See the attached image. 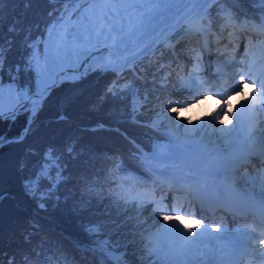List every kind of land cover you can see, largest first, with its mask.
Returning a JSON list of instances; mask_svg holds the SVG:
<instances>
[{
    "label": "trees",
    "instance_id": "16d2710c",
    "mask_svg": "<svg viewBox=\"0 0 264 264\" xmlns=\"http://www.w3.org/2000/svg\"><path fill=\"white\" fill-rule=\"evenodd\" d=\"M63 3L61 0H30L29 6H26L25 0H6L0 12V38L6 50L3 70L0 72L3 82L13 81L12 78L15 77L21 86L33 85L34 71H25L23 67L19 73L16 71L17 66L27 59L28 50L22 40V29L31 25L34 38L42 35L46 25L57 17ZM243 4L259 11L258 4ZM219 7L222 5H212V18L217 16L216 9ZM228 7L231 8L232 5ZM17 20V32H9V27ZM220 23L221 21L215 20V26L208 36L220 32ZM201 35L205 38V35L199 32L189 37L182 35V38L174 43L175 48L188 55L191 48H198ZM9 41H12L11 45ZM157 51L159 58H153L151 61L145 60L146 57L137 58L129 66L123 67L119 74L111 71L101 73L92 70L96 67H89L87 73L80 75L82 79L79 81L73 79L59 83L52 88L43 110L39 113L40 130L29 137L24 146L6 143L0 147V191L6 197L0 201V259L4 264H8L13 258L16 264H23L25 257L32 260L45 259V264H62L60 258L63 254L68 256L69 264H96L97 256L75 247L76 242L91 247L92 240L101 238L90 237L84 231L83 225L90 221L106 222L104 232L107 233L115 224H121L110 198L115 196V192L121 191V185L125 192L124 189L129 186V173L150 175L146 166L133 157L136 148L130 140L135 141V145H139L144 152L152 149L150 137L152 134L159 137V134L150 126L151 112L167 95L161 85L171 84L170 86L176 87L181 83L171 76L175 69L168 67L175 62L170 48L161 47V50L159 48ZM161 63L166 67L157 71ZM166 73H171L169 77H173L172 80L162 79ZM114 80L118 81L117 88L124 85L133 87L122 93L119 101L112 102L109 97V102L93 108ZM77 90L80 93L78 99L65 109L68 121L45 127L48 121L54 120L59 111V102ZM145 94L148 95L147 101L143 99ZM134 100L138 107L135 119L131 114ZM27 118V112H21L14 121H0V135L16 136L24 127ZM69 136L79 139L77 150L83 148L86 154L75 161H69L65 175L70 176V179L60 185V204H55L53 199L46 202L47 211L40 210L37 208L38 201L25 195L23 183L34 170H38V165L42 162L41 156L25 157L24 147L32 145L42 154L44 145H62ZM24 159L27 160V167L21 172L19 163ZM64 159L69 160L67 156ZM116 159L124 161L127 165L126 171L117 172ZM47 186L48 181H42L41 191ZM68 192L72 193V199L65 204L64 194ZM88 200L91 201V207L87 213L73 212L74 203ZM32 225L36 227L33 228ZM33 232L35 235L31 237V241H27L25 236ZM111 240L120 241L121 244L130 240L127 236V226L122 225L119 231L111 236ZM42 245L45 252L38 257ZM130 247L128 244L126 249L130 250ZM130 257L135 263L132 261L129 264L144 263L134 253H131ZM121 264L125 262L121 261Z\"/></svg>",
    "mask_w": 264,
    "mask_h": 264
},
{
    "label": "snow or ice",
    "instance_id": "6c2138e0",
    "mask_svg": "<svg viewBox=\"0 0 264 264\" xmlns=\"http://www.w3.org/2000/svg\"><path fill=\"white\" fill-rule=\"evenodd\" d=\"M66 4L80 5V0H61ZM89 7L84 8L79 6L74 10L71 8H65L60 11V22L57 25H52L46 27V35H38L35 38L32 36V26L29 25L22 29L23 31V43L25 48L28 50L27 59L22 65H18L16 68L17 73L21 70V67L25 71H34L36 78L38 80V91L33 92L31 87H24L19 84V81L13 77V83L9 85V92H15L16 101L11 104L4 111L2 103H0V121L5 119L15 120V118L21 112H27L28 118L25 122L22 130L13 137H7L5 135H0V147H3L6 143L9 145H25V142L29 137L37 133L41 128V122L39 121V113L43 110L44 104L51 94L52 88L56 86L57 83H63L62 79H58L61 73L55 71V69L68 57H70L74 52L82 53L89 46H99L104 44L109 52V56L113 52L119 53L122 51L139 48L141 44L144 43L145 38L151 32H155V28L152 27L154 22L162 15L173 10L172 6L177 3V0H84ZM180 5H183L181 12L182 20H189L191 22H198L200 25L201 34L207 35L211 34V30L215 26V20L221 21L220 32L221 34L227 30L229 26L235 28L239 26H254L261 30H264V0H178ZM6 0H0V12L3 10V6ZM243 3L248 4H258L260 6L259 11L262 15L259 17V23L252 25L249 20H240L237 13L241 11L237 6ZM30 0H25V5L29 6ZM206 4L211 5H222L216 9L217 16L212 18L210 15V9L204 7ZM232 5V7H228ZM51 15V14H50ZM75 18V19H74ZM17 20L9 27V32H17L16 24ZM180 21H177L179 24ZM171 27H176L172 25ZM163 35V33H161ZM110 42V43H109ZM11 45L12 41L8 42ZM154 41H149L143 49H141L136 55L143 56L149 49L152 48ZM42 46V47H41ZM173 51V55L178 57V53L175 51V45H170ZM153 54H155V49ZM5 45L0 38V72L3 70L4 60H5ZM97 59L103 60L100 53L95 54ZM136 55L132 59L136 58ZM163 54H161V58ZM200 56L197 54L195 62L193 63V68L188 73V79L182 80V87L191 84L192 77L199 74L200 69ZM95 63V61H94ZM128 60L123 61L113 60L111 58L104 60L99 64V68H93V71H99L101 73L107 72H117L122 69ZM159 63V60L157 61ZM89 65L85 68V73H87ZM166 67L164 64H159L157 71ZM171 67V65H168ZM11 74V69H10ZM238 82L235 86H227L224 92L216 91L215 86H211L205 91L214 96L221 97V102L212 109L211 113H208L207 117L197 116L196 121H202L207 118H214L220 124H224L225 121L221 118L220 113L223 112L225 116L231 117L228 124L235 126V120L239 109L245 106V103H253V111L264 110V78H255L250 75V72H239ZM170 73H166L162 79L167 81ZM82 79L81 76L77 75L75 77L76 81ZM249 80L251 83L249 84ZM118 81H113L110 83L104 93L99 97L96 104L93 105L95 108L97 105H103L109 102V97H111L112 102L119 101L121 99V94L131 89L132 85H124L122 88H117ZM245 86L251 89V91H245ZM161 87H165L164 84ZM2 89L3 80L0 79V99H2ZM227 91L239 93L240 99L236 101L235 104L230 102V98H224ZM189 92L192 89L189 88ZM80 93L79 91H74L71 95L64 97L59 102V111L57 112L54 120L47 122L48 125L53 123L60 124L68 121V116L65 109L76 102ZM194 99V96L190 97ZM210 97H203L204 100ZM144 101H147L148 95L145 94L143 97ZM200 103L199 100L196 101ZM172 102L169 101V111L174 114V117H167L168 119H175L176 128L180 129L184 127L186 131H194L196 122L192 120V117L187 116V109H181L179 107H172ZM192 105L189 104L190 108ZM138 111V107L133 101L132 105V116L135 119V114ZM206 111V110H205ZM188 124H184V121ZM188 125H193V128H188ZM152 126H155V122ZM203 127V124H199ZM102 127V126H101ZM229 129L221 128L219 131L226 132ZM215 131V129H214ZM179 136H176L174 140H170L167 146L154 145L151 155L144 153L143 149L139 145H135V141L130 140V143L136 148L133 153V157L140 161V163L153 172H160L161 175H165L164 172L160 171L155 164L162 163L166 160L172 159L175 153L176 145L179 143ZM261 142L264 143V130L261 134ZM79 144V139L69 136L67 140L62 144L58 145L56 143H48L44 145L42 154L37 152V150L32 145H26L24 147L25 157L27 156H41V163L38 165V170H34L33 174H30L23 183V189L26 196L30 197L32 200L38 201L37 208L40 210L47 211L48 201H53L55 204L59 205L61 201V196L59 194L60 185L64 184L70 179V176H66L65 173L68 171L69 161H75L81 156H84L85 150L80 148L77 150V145ZM68 157L69 160L66 161L64 158ZM146 161H152L153 163H145ZM27 167V160H21L19 163V169L21 172ZM115 167L117 172L126 171L127 165L122 159L115 160ZM53 172H55V178L53 179ZM42 181H48V186L45 190L41 191ZM174 187L175 185H171ZM177 191H180L177 189ZM116 201L113 206L119 203L121 198H124V210L135 203L138 199L136 196H130L126 194L121 185V191L115 192ZM5 195L0 191V201L5 199ZM188 196L185 194L183 199H187ZM72 199V193L68 192L64 194V203ZM164 198L161 197L160 200H154L153 203L157 204V207L153 209L154 214L159 215L163 223L159 224V228L154 234L155 239L159 241L163 238L164 234L173 228L181 232L188 239V243H195L196 238L201 236L207 231L208 225L204 219H195V213H190L186 216L168 215L166 213L174 211L180 213L183 210V205L181 203L182 198L177 195L173 197V204L169 207L163 203ZM261 209V224H264V183L261 184V200L259 201ZM91 201H81L79 203L73 204V212L76 214L87 213L90 210ZM143 204L137 207V212L143 211ZM109 215L111 213H108ZM194 219L195 224L191 225L186 223L187 219ZM130 219V218H128ZM127 223V219L122 221L121 224H115L110 232H104L106 227V222L101 221H90L83 225L84 231L90 237H107L104 239H94L91 242V247L87 245H81L76 242L75 247L78 250L84 252H90L92 255L97 256L96 264H121V256L126 253H121V247L127 248L130 240L121 244L120 241L113 242L111 236L119 231V228ZM159 223V221H158ZM33 228L36 225H32ZM213 229L223 230L222 225H211ZM195 229H201V231H196ZM145 231H148L147 229ZM254 231V230H253ZM138 233L133 231L131 233L132 238H134ZM264 234V233H262ZM35 233H29L25 236L27 241H31V237ZM142 236V234H140ZM151 240V237H150ZM259 245L262 246L261 253L264 256V239L259 240ZM42 251L38 253V257L42 256L45 252L43 245L41 246ZM155 251V249L153 250ZM151 254V253H150ZM62 264H69V259L66 254H63L60 258ZM0 264H4V261L0 259ZM8 264H16L15 259H10ZM23 264H45V259L38 258L32 260L29 257H25Z\"/></svg>",
    "mask_w": 264,
    "mask_h": 264
},
{
    "label": "rangeland",
    "instance_id": "374dc122",
    "mask_svg": "<svg viewBox=\"0 0 264 264\" xmlns=\"http://www.w3.org/2000/svg\"><path fill=\"white\" fill-rule=\"evenodd\" d=\"M83 5H87L84 2V0H80V5H75V4L69 5V4L63 3V7L59 10L57 17L55 19L51 20L46 25V27L55 25V23L58 20H60V11L61 10L65 9V8H71L74 10L75 8H77L79 6H83ZM209 6H211V4H208V6H207V4L204 5L205 8L209 7ZM240 7H242V6H240ZM238 14L237 15L240 16V20H245V19L249 20V19L253 18V15H254L253 13H247L246 15H243V16L241 13H238ZM254 24H258V23L254 22ZM46 27H45L44 33L42 35L47 34L46 33ZM195 28H198L197 33L198 32L201 33L199 23L197 24V26ZM243 28H244L245 36H248L247 34L249 33V31L252 32L250 25L244 26ZM234 29L235 28H233L230 31V33H228V31H225L224 34L223 33L221 34V32L216 33V34H218V36L217 37H214L213 35L210 36L211 40H209L210 38L206 39L201 35L203 37L202 44H204V45L201 44L202 45L201 49L206 48L207 46H210L212 44H218V46L220 45L214 51H212V49H211L212 47L210 48L211 51H210L209 55H211L212 59L215 60V62H212V64H211L212 68H214V69L211 70L210 74H207V76L205 78L206 80H204V82H203V79L202 80L200 79L199 81L197 80L196 84H194L193 86L188 84V85H185L183 87L180 83L179 84L180 86H176V88H171L170 87L171 84H165L164 88L167 89V91H166L167 95L164 98H162L160 105L151 112L152 116H151V119L149 121L150 126L152 127L153 131H155L156 134H159V137H157L155 134H152V136L150 137L152 139L150 141L152 142L153 146L156 144H169L170 140H174L176 136H179V138H180V140H179L180 144L179 145L187 144L186 143L187 140H189L191 138L193 140L197 139V137L199 136V133H202V136L204 139V142H203L204 145L203 146H205V147L214 146L215 144H218V143L223 144V146H227V145H230L232 143L234 135H237V137L238 136H240V137L244 136L245 130H243L242 133L241 132L239 133V131H237V129H236L237 125H235L233 127L232 125L228 124L230 117L225 116L223 114V112L220 113V116L225 121L224 124H220L214 118H207V119L199 121V122L196 121L197 116L207 117L208 113H211L212 109L215 108L216 105L221 102V97L214 96L213 94H210L207 91H205V89H207L209 85L210 86H213V85L216 86V84H219L222 86L224 79L222 77L221 78L219 77V73L223 72L224 67H228L232 64V62L236 61V57L234 56L233 52L228 51V54L224 55L223 51H225V50L223 48H221L223 41L230 38ZM183 30H187V29H185V24H183V26L180 24L176 25V27H174V29L169 31L166 35L160 37L154 43L152 48L149 49L143 56H146L147 59H149L151 57H154L155 54L158 55L157 50L159 49V47L171 48L170 45H174V42H173L174 37L179 32H182ZM256 30H258L259 35H262L258 38L260 40L254 41V39L251 38V42L249 43V39L245 38L244 42L246 45H250L249 47L252 49V52L255 55V62H259V61L264 60V30H262V32H260L261 29L258 27H256ZM237 35L243 36V30H242L241 34H237ZM152 49H155V54H153ZM175 51H177V53H178V50L175 49ZM202 53H203V50H201L199 53L201 61H202ZM171 55H173V51H172ZM205 56H206V54H205ZM243 56L247 57L246 54H243ZM140 57H141L140 55H136L135 59H132V58L127 59L128 63L124 67L129 66L132 62H134L137 58H140ZM245 57L242 60H240V62H239L242 65L241 69L236 64H234L232 66V70L230 72V74L233 75L231 78L232 83L238 82L239 76L237 74L239 73L240 70H243V68H244L243 66H244ZM194 62H195V59H193L190 62H187L186 66H191L190 68H188L189 71L193 68ZM217 65L222 66L221 72H220V69H218V70L215 69V67ZM96 68H99V66ZM188 73L189 72L184 73L183 75L176 77V78H178V80H176V81L181 82L182 80H187L188 79ZM200 73H201V71H200ZM35 78H36V74L34 72L33 85L31 86L32 91L36 87V83H35L36 79ZM7 82H3V84H5ZM11 82L13 83V81H11ZM149 85H151V84L149 83ZM197 86L201 87L202 90H199L200 92H198V93L191 94V96L195 97L194 99H191L189 97L183 98V97H180V95L178 94L179 91L180 92H186L189 90V88H193V87H197ZM24 87H28V86H24ZM177 88L179 90H177ZM171 89H175L176 92L170 91ZM203 97H210V98L207 100H204ZM224 98H231V96H230V94H225ZM197 100H199L200 103H197L196 102ZM169 101L172 102V104H171L172 107H179L182 110L187 109L186 115L192 117V120L194 122H196V126H195L194 131H186V129L184 127L177 129L175 119L173 118L170 120L167 118V117H174V114L169 111ZM189 104L192 105L190 108L188 107ZM154 122H155V126H152ZM184 124L187 125L188 122L185 120ZM199 124H203V127H200ZM257 125H259V126H257ZM226 127L229 129L228 131H226V132L219 131V129L226 128ZM261 127H262V125H260V121L258 120V124H256L255 130L259 131L261 129ZM188 128H193V125H188ZM214 129H215V131H214ZM152 149H153V147H152ZM184 151L189 152V149H185ZM190 151H191V149H190ZM184 155H186V154H184ZM250 167H252V165H250ZM253 167H255V166H253ZM243 168L246 169L244 171V174L246 176L245 177L246 181L243 182V177H241V176L244 174L241 175V172L240 173L238 172L236 174L237 180L241 181L242 183H245L246 186L247 185H255L256 182L262 181V178H257L256 176L252 177L253 173L247 167L244 166ZM149 170L152 171L151 169H149ZM248 172H250V173H248ZM152 174H154V173L152 172ZM128 178H129V186L124 189L125 193L130 195V196H136V197H138V199L135 201V203L130 205L126 211L124 210V204H125L124 198H121L119 200V203L116 204V206H114L116 213H117L116 216H118V218L121 219V222L127 219V223L123 224V225L127 226V236L130 238V241H131L129 243V245H131L130 250L121 247L120 252L126 253V254L121 256V261L125 262V264H129L130 262L134 261V259L132 257H130L131 253H134L135 256L139 260L144 261L143 264H181L182 261H192L193 262L194 259L197 257L196 255H194L195 252H193L192 258L184 256L182 246L178 241L179 239L175 235V233L172 231V229L168 230L164 234L163 238L160 239L159 241H157L155 239L154 234L156 233L157 229L159 228V224L163 223V221L161 220L159 215L154 214V212H153V209L155 207H157V204H155V203L153 204L152 200L149 198L148 193H147V191H149L148 187L145 188V187L138 185V182H140L144 179H142V180L138 179L137 175L134 173H132V174L129 173ZM153 178L154 177L151 175V177L148 179L151 181ZM135 180L137 182L136 184L134 183ZM132 183L135 185H133ZM110 200H112L113 203H115L116 196L111 197ZM140 204H143V206H144L143 211L137 212V207ZM164 204H166L170 207L172 203L166 201ZM181 212L186 213L183 210ZM172 213H175V212L170 211L169 213H166V214L172 215ZM128 218H130V219H128ZM158 221H159V223H158ZM186 223H188V222H186ZM146 229L148 231H145ZM133 231L138 233L134 238H132V236H131V233ZM140 234H142V236ZM150 237H151V240H150ZM104 238H107V237H101L98 239H104ZM154 249H155V251H153ZM133 263H135V261ZM139 264H140V262H139Z\"/></svg>",
    "mask_w": 264,
    "mask_h": 264
},
{
    "label": "bare ground",
    "instance_id": "6f19581e",
    "mask_svg": "<svg viewBox=\"0 0 264 264\" xmlns=\"http://www.w3.org/2000/svg\"><path fill=\"white\" fill-rule=\"evenodd\" d=\"M84 8L89 7V5H83ZM208 6V4H207ZM173 10L166 13L165 15L160 16L153 24L152 27L155 28V32H151L150 34L145 38V41L143 44H141L139 46V48L136 49H130V50H126V51H122L119 53L113 52L111 54V57L109 56V52L106 49L105 45L102 43L99 46H89L87 47L82 53H73L70 57H68L67 59H65L56 69L55 71L58 73H61L60 78H72L77 76L80 72H82L86 67H88L89 65L93 66L95 64H100L101 62H103L104 60H107L109 58L113 59V60H119V61H123L125 59H129L132 58V56L136 55V53H138L141 49H143L145 47V45L149 42V41H154V43L162 36L166 35L169 31H171L172 29H174V27H171L172 25H178L177 21H180V25L183 26V24H185V29L187 30H183L181 34H177L174 39L173 42L175 43L177 41V39L182 38V35H185L187 37H189L190 35H194L197 33L198 28H195L198 24V22H191L189 20H182L181 16H182V12L181 9L183 8V5H180L178 0L177 3L175 5L172 6ZM244 14V13H243ZM60 20H58L55 25L59 24ZM53 24V23H52ZM51 25V24H50ZM233 29V27L229 26L227 28L228 33H230V31ZM224 31V32H225ZM223 32V34H224ZM161 33H163V35H161ZM242 33V27L241 26H237L235 27V29L233 30L230 38H228L227 40L223 41V44L221 45V48H223L225 50V54L227 53V51L229 52H234L235 55H238L237 58L240 59V57L242 56V42H243V38H244V33L243 36H238L237 34H241ZM110 43V42H109ZM154 43L152 44V46L154 45ZM199 42L198 45V49H201V46L204 45ZM220 46V45H219ZM219 46L217 45H210L207 46L204 49V52L207 53V55L209 56V60L206 61L208 64L207 70H206V66H205V62L202 61L200 59L199 63H200V69H199V74L195 75L192 77V83L190 85H194L196 84L197 80L199 81L200 79L206 80V76L208 72H211V70H213L214 68H212V62H215L214 59H212L210 54V48L212 49V51H214L216 48H218ZM163 48V47H162ZM203 49V48H202ZM161 50V47H160ZM100 53L103 60L101 59H97V56L95 54ZM174 56V55H173ZM180 56V54L178 55ZM197 56V55H196ZM196 56H191L188 55L186 61H182L178 58H176L179 62H180V68L175 70L174 74H171V76L173 77H178L183 75L184 73L189 72L188 68H190L191 66H186L187 62L192 61L193 59L196 58ZM142 57V56H141ZM146 57V56H143ZM153 58H159V55H154V57H151L148 61L153 60ZM250 59H252L250 57ZM95 61V63H94ZM250 61V66L255 69V71L259 74H261L262 76H264V60L259 61V62H254L253 60H249ZM191 65V64H190ZM216 70L220 69V66H216L215 67ZM201 71V73H200ZM173 77H169L168 80H172L171 78ZM228 78V77H226ZM36 79V86L38 87V80ZM224 79V78H223ZM226 85H224L225 87H227L230 84L229 80L225 81ZM12 84V82H7L5 84H3V89H2V99H0V103H2L3 105V109H8L9 106L11 104H14L16 101V96H15V92H9V85ZM234 87V85H232ZM171 88H176V87H172ZM192 92L190 93L189 90L186 92H180L179 91V95L180 97H190L191 94L194 93H198L200 92L199 90H202L201 87L197 86V87H193L191 88ZM177 90H179L177 88ZM170 91H175V89H171ZM233 94V93H232ZM235 94H238V92H236ZM207 112V111H206ZM237 131H239V133L243 132V130H245L244 136L240 137L237 135L233 136V141L230 145L227 146H223V144L218 143L216 144V146H213L212 148H207L205 146H203V136L202 133H199V136L197 137V139L193 140L192 138L187 140V144H183V145H179L180 143H178L176 145L175 148V153L172 159L166 160L162 163L159 164H155V162L152 161H146L145 163H153L155 164V166L157 168H164L165 169V175H161L158 174L157 172H153L150 171L151 175L154 177L151 180L152 186L149 188V192H148V196L149 198L152 200V203L154 200H160V196L162 195V192H164L167 187H169V182L172 180V178L175 176H177V171L179 172H189V168L185 167L186 165L184 163H178V161H187V162H192L195 159L198 158H206L209 159L210 161L214 162V164H216V167L219 166V162H231L234 161L237 158V153H236V149L237 147L241 144V143H251L253 140H251L249 137L250 133L253 132L254 129V125L248 124V123H241L237 126ZM157 145V144H156ZM158 145H162V146H167L168 144H158ZM185 149H191V152H186L184 151ZM152 150L150 152H148V155H151ZM182 153V154H181ZM186 154V155H184ZM192 157V158H191ZM176 165H182L184 168H179ZM202 167H207V166H202ZM150 169V168H149ZM193 169H197L196 165H194ZM199 170H203V168H198ZM214 169V167H213ZM263 169V170H262ZM215 170V169H214ZM259 170V171H258ZM250 171L253 173L252 177L256 176L257 178H262V180L264 181V166H257L256 168H252L250 169ZM152 172L154 174H152ZM213 173L214 171L211 169H208V171L206 173H204L203 175H201V179H202V184H206L208 187V189L212 192L222 196V197H226V193H224L222 191V179L220 178H216L213 176H210L209 173ZM222 172H224L228 177H235L236 174L233 172V170L231 168H227V169H222ZM250 173V172H248ZM243 174V173H242ZM174 175V176H173ZM244 178L246 176H243ZM182 181L184 182L185 185H187V187H185L184 189H181L180 191L174 190L171 186L169 187L170 189H172L175 192L178 193H186L188 195H194L197 197H201L205 202H207V200L205 199L203 193L201 192V190L199 189L198 185L190 180L186 175L182 177ZM211 181V182H210ZM188 187H191L193 190L192 192L189 191ZM229 199V198H228ZM166 201L163 200V203H165ZM154 204V203H153ZM172 205V204H171ZM183 211L186 212L188 214L190 213H195L198 214L197 210H194L192 208L189 207H185L183 206ZM169 213V212H168ZM181 215V216H186L185 214H181V213H172V215ZM217 217V216H214ZM191 219V218H190ZM196 230V229H195ZM172 231L175 233V235L178 237V241L182 246L183 249V255L187 256V257H193V252L194 255H196L197 257L194 259V261H182L181 264H204V262L207 260V256L211 254V246L209 244V238L204 239L203 235L207 233L204 232L201 236H198L196 238L195 243L189 244L188 243V239L181 234V232L177 231L175 228L172 229ZM197 231V230H196Z\"/></svg>",
    "mask_w": 264,
    "mask_h": 264
},
{
    "label": "water",
    "instance_id": "95a60500",
    "mask_svg": "<svg viewBox=\"0 0 264 264\" xmlns=\"http://www.w3.org/2000/svg\"><path fill=\"white\" fill-rule=\"evenodd\" d=\"M99 65L98 64H95V65H93L92 67H98ZM85 70V69H84ZM84 70L82 71V72H80L78 75L80 76V74H82V73H84ZM76 77V76H75ZM75 77H72V78H58V79H62V80H67V79H69V80H72V79H75ZM35 83H36V80H35ZM59 83H57L56 85H58ZM54 88V87H53ZM36 91H38V87L36 86L35 87V89L33 90V92H36ZM4 111L5 112H7V109H4Z\"/></svg>",
    "mask_w": 264,
    "mask_h": 264
}]
</instances>
